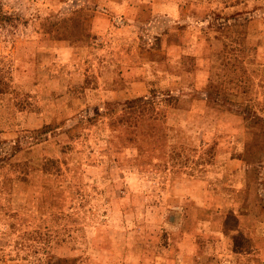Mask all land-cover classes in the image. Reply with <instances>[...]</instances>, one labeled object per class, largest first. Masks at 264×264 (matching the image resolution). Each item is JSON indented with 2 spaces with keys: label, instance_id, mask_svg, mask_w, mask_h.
<instances>
[{
  "label": "rangeland",
  "instance_id": "374dc122",
  "mask_svg": "<svg viewBox=\"0 0 264 264\" xmlns=\"http://www.w3.org/2000/svg\"><path fill=\"white\" fill-rule=\"evenodd\" d=\"M138 97L164 114L163 167L114 152L110 120ZM255 117L264 0H0V264L154 256L173 179L208 175L218 196L231 155L256 181Z\"/></svg>",
  "mask_w": 264,
  "mask_h": 264
},
{
  "label": "crops",
  "instance_id": "0c3cea01",
  "mask_svg": "<svg viewBox=\"0 0 264 264\" xmlns=\"http://www.w3.org/2000/svg\"><path fill=\"white\" fill-rule=\"evenodd\" d=\"M249 166L229 155L222 170L235 171L233 189L219 188L218 196L212 190L216 179L208 175L173 179L177 202L175 218L166 222L167 238L154 256L144 253V242L135 256L125 251L123 264H264V207L256 202L264 200V163L255 182L247 179Z\"/></svg>",
  "mask_w": 264,
  "mask_h": 264
},
{
  "label": "trees",
  "instance_id": "16d2710c",
  "mask_svg": "<svg viewBox=\"0 0 264 264\" xmlns=\"http://www.w3.org/2000/svg\"><path fill=\"white\" fill-rule=\"evenodd\" d=\"M254 119L256 128L248 132L252 143L250 151L247 149V158L257 162L264 158V120L261 117ZM110 132L114 152L132 147L135 155L131 159L138 165L144 162L145 166H164L167 127L163 112L150 99L138 97L125 101L120 112L110 120Z\"/></svg>",
  "mask_w": 264,
  "mask_h": 264
}]
</instances>
